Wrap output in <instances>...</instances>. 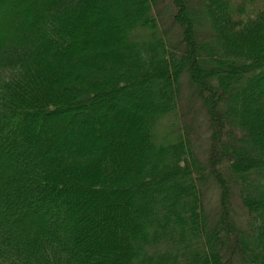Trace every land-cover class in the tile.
Masks as SVG:
<instances>
[{
    "label": "trees",
    "instance_id": "16d2710c",
    "mask_svg": "<svg viewBox=\"0 0 264 264\" xmlns=\"http://www.w3.org/2000/svg\"><path fill=\"white\" fill-rule=\"evenodd\" d=\"M0 264H264V0H0Z\"/></svg>",
    "mask_w": 264,
    "mask_h": 264
},
{
    "label": "rangeland",
    "instance_id": "374dc122",
    "mask_svg": "<svg viewBox=\"0 0 264 264\" xmlns=\"http://www.w3.org/2000/svg\"><path fill=\"white\" fill-rule=\"evenodd\" d=\"M160 2H164V0H160ZM167 2V1H166ZM6 39L11 40L13 36H18L19 34H23V29H20L19 31H13V36L10 35V33H5L3 32ZM183 95L184 97L181 99L180 102V110H178V121L180 122V125L183 126V124L185 125V122L191 121L192 123L195 124L196 129L199 127L198 131V143L201 145L203 144V137H205V133H202V137H200V131L203 130L204 124H203V114L202 111L200 110V108H197V104H195L197 110L200 111H196V108H188V105H190L191 103H189V100H191L190 98L192 97V94L190 92V89L188 88V85L183 87ZM174 117H172L173 119ZM177 118V117H176ZM171 118L165 122V124H162L160 129L157 131V133L159 134L160 137L164 138V137H168L169 135H171L169 133V130H172V124L171 123ZM202 123V124H201ZM197 133V132H196ZM161 139V138H160ZM205 140V139H204ZM215 193V192H214ZM216 197L213 195V193H210L209 195V200L207 202V206L209 205V207H214L215 202H216ZM214 205V206H213Z\"/></svg>",
    "mask_w": 264,
    "mask_h": 264
}]
</instances>
